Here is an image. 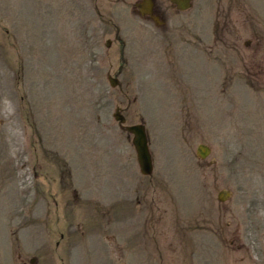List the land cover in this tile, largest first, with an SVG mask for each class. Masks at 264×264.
<instances>
[{
    "label": "rangeland",
    "instance_id": "1",
    "mask_svg": "<svg viewBox=\"0 0 264 264\" xmlns=\"http://www.w3.org/2000/svg\"><path fill=\"white\" fill-rule=\"evenodd\" d=\"M0 264H264V0H0Z\"/></svg>",
    "mask_w": 264,
    "mask_h": 264
},
{
    "label": "water",
    "instance_id": "2",
    "mask_svg": "<svg viewBox=\"0 0 264 264\" xmlns=\"http://www.w3.org/2000/svg\"><path fill=\"white\" fill-rule=\"evenodd\" d=\"M172 3L176 4L177 8L181 11H186L191 8L193 0H171ZM110 45V41L108 42ZM113 87L118 85V81L110 78ZM116 120L121 124L123 130L128 131L133 135V145L137 152L138 162L141 168V172L145 176H151L154 171L153 158L149 146V138L147 130L144 125L125 126L126 119L122 115L121 110L118 109L115 113ZM208 150L207 147H202ZM200 154L205 157L207 153L201 152Z\"/></svg>",
    "mask_w": 264,
    "mask_h": 264
},
{
    "label": "flooded vegetation",
    "instance_id": "3",
    "mask_svg": "<svg viewBox=\"0 0 264 264\" xmlns=\"http://www.w3.org/2000/svg\"><path fill=\"white\" fill-rule=\"evenodd\" d=\"M43 195H44V193L42 194V198L44 197ZM43 209H47V205H44V206L41 208V210H43Z\"/></svg>",
    "mask_w": 264,
    "mask_h": 264
}]
</instances>
